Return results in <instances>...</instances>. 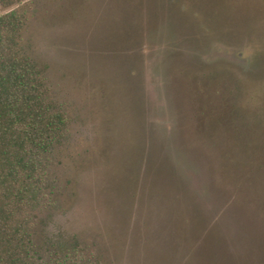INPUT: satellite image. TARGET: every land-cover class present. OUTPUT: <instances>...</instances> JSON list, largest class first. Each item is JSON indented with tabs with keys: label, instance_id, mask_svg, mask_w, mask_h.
Wrapping results in <instances>:
<instances>
[{
	"label": "rangeland",
	"instance_id": "rangeland-1",
	"mask_svg": "<svg viewBox=\"0 0 264 264\" xmlns=\"http://www.w3.org/2000/svg\"><path fill=\"white\" fill-rule=\"evenodd\" d=\"M64 117L23 207L45 262L264 264V0H7ZM33 191V190H32Z\"/></svg>",
	"mask_w": 264,
	"mask_h": 264
},
{
	"label": "trees",
	"instance_id": "trees-1",
	"mask_svg": "<svg viewBox=\"0 0 264 264\" xmlns=\"http://www.w3.org/2000/svg\"><path fill=\"white\" fill-rule=\"evenodd\" d=\"M18 23L16 12L0 15V264H81L75 255L47 263L26 243L21 211L39 188L40 158L60 136L64 117L45 98L33 66L14 51Z\"/></svg>",
	"mask_w": 264,
	"mask_h": 264
}]
</instances>
